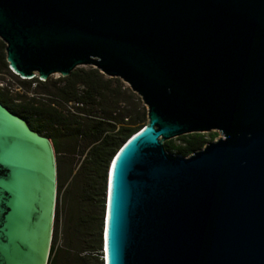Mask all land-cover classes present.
<instances>
[{
    "label": "water",
    "instance_id": "obj_1",
    "mask_svg": "<svg viewBox=\"0 0 264 264\" xmlns=\"http://www.w3.org/2000/svg\"><path fill=\"white\" fill-rule=\"evenodd\" d=\"M21 80L91 67L145 108L111 156L102 264H264V0H0ZM51 142L0 103V264H47Z\"/></svg>",
    "mask_w": 264,
    "mask_h": 264
},
{
    "label": "trees",
    "instance_id": "obj_2",
    "mask_svg": "<svg viewBox=\"0 0 264 264\" xmlns=\"http://www.w3.org/2000/svg\"><path fill=\"white\" fill-rule=\"evenodd\" d=\"M3 48L0 42V72L12 76L4 61ZM16 77L19 88L26 89L29 83L35 82L46 90L50 99L9 96L7 90H0V103L23 118L30 129L49 138L54 156L58 154L56 142L59 140L79 148L80 155L86 150L72 177L78 191L66 207L60 230L59 209L55 203L47 264H102L101 217L106 168L122 141L145 123L144 107L118 79L106 78L91 67L75 68L67 76L54 80ZM66 104L71 106L64 109ZM57 162L55 158L56 166ZM56 182L59 189L57 172ZM58 240L61 244L56 246Z\"/></svg>",
    "mask_w": 264,
    "mask_h": 264
},
{
    "label": "rangeland",
    "instance_id": "obj_3",
    "mask_svg": "<svg viewBox=\"0 0 264 264\" xmlns=\"http://www.w3.org/2000/svg\"><path fill=\"white\" fill-rule=\"evenodd\" d=\"M77 68L86 69L88 67H77ZM16 78L19 79L18 77ZM56 78H57L56 75H51L47 78V80H54ZM119 82L121 85L127 88V86L124 83H122L120 80ZM0 90H7L8 92L7 95L9 96L10 95L12 96L14 94H20V96L24 98L33 96V97H36L37 100H41V101H46L50 99V95H48V93L45 92L46 90H42L41 88H39L35 82L29 83V86L26 89L23 87L19 88L15 84L14 75L12 76L7 75L4 72H0ZM70 106L71 105L66 104L64 109ZM144 111H145V108H144ZM47 139L49 140V138ZM56 143L58 147V154L55 156V158L58 161L57 166H56V172L57 174H59L60 188L57 189V184H56L55 203L57 204V207L59 209L58 227L60 230L63 228L64 218L66 215V207L71 204V200L74 198L75 194L78 191L77 186L75 185L76 182L74 180L72 181V177L75 174L78 165L82 161L86 153V150L80 155L79 154L80 149L75 146L72 147L71 144L67 142L66 140H59ZM104 190H105V185H104ZM102 217H103V210H102ZM60 244H61V241L58 240L56 243V246H59ZM59 256L61 257V262H63V256L61 254H59Z\"/></svg>",
    "mask_w": 264,
    "mask_h": 264
}]
</instances>
